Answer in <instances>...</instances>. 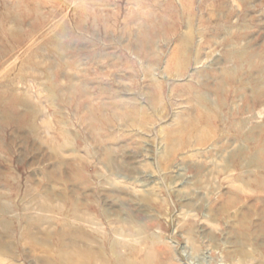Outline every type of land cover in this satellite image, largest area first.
<instances>
[{
    "label": "rangeland",
    "instance_id": "rangeland-1",
    "mask_svg": "<svg viewBox=\"0 0 264 264\" xmlns=\"http://www.w3.org/2000/svg\"><path fill=\"white\" fill-rule=\"evenodd\" d=\"M0 264H264V0H0Z\"/></svg>",
    "mask_w": 264,
    "mask_h": 264
}]
</instances>
